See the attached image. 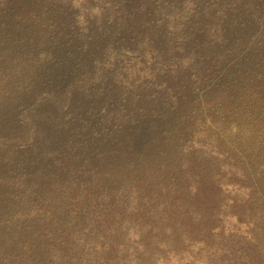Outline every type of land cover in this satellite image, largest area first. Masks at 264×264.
Here are the masks:
<instances>
[{
    "label": "rangeland",
    "instance_id": "1",
    "mask_svg": "<svg viewBox=\"0 0 264 264\" xmlns=\"http://www.w3.org/2000/svg\"><path fill=\"white\" fill-rule=\"evenodd\" d=\"M0 264H264V0H0Z\"/></svg>",
    "mask_w": 264,
    "mask_h": 264
}]
</instances>
